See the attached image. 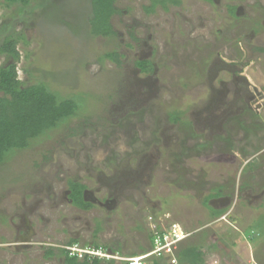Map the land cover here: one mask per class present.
Listing matches in <instances>:
<instances>
[{"label": "rangeland", "instance_id": "obj_1", "mask_svg": "<svg viewBox=\"0 0 264 264\" xmlns=\"http://www.w3.org/2000/svg\"><path fill=\"white\" fill-rule=\"evenodd\" d=\"M31 2L20 13L0 0V34L20 36L19 78L86 100L67 126L0 165V264H65L70 239L100 244L101 264H128L174 222L187 237L147 264H181L187 244L206 251L205 264H264V0L150 12L151 0H118L111 37L90 33L91 0ZM113 50L120 64L103 57ZM11 61L0 54V67ZM71 179L106 203L76 208Z\"/></svg>", "mask_w": 264, "mask_h": 264}, {"label": "trees", "instance_id": "obj_2", "mask_svg": "<svg viewBox=\"0 0 264 264\" xmlns=\"http://www.w3.org/2000/svg\"><path fill=\"white\" fill-rule=\"evenodd\" d=\"M4 1L7 6H18L20 13L32 6V0ZM116 1L118 0H91V12L88 20L90 33L93 36L111 37L116 35V30L111 22L112 17L120 12L115 4ZM151 2V5L146 7L149 12L153 11L158 4L167 7L168 3L178 5L180 0H151ZM235 10V6H230L232 14L235 13ZM22 17L23 15H20V18ZM11 32L0 34V54H5L12 60L7 65L0 67V92H2L0 96V165L4 164L16 151L27 149L42 136L61 126H67L69 121L84 111V101L86 100V97L82 95L61 97L45 82L25 84L19 78L18 73V63L21 60V53L18 49L20 36L8 34ZM120 56L117 50H113L106 52L103 57L120 64ZM136 64L143 72L153 71V64L148 59L138 60ZM181 116V111L169 113V119L174 123L180 122ZM80 132V130L72 128V133ZM68 185L69 197L75 206L83 210H89L94 206L83 196L85 185L72 179L69 180ZM218 195H220L219 192L210 193L203 203L209 206V201ZM211 209L216 217L226 211L214 207ZM152 236L153 240L154 235ZM74 242L76 239H71L68 245H72ZM92 246L96 249L101 247L96 242L92 243ZM60 252L64 257L65 264H101L102 262V258L99 256L86 255L82 259L76 255L72 256L65 247L60 248ZM53 255H55L53 248L47 249L45 256L52 257ZM205 256L206 251L197 244L183 245L177 252L181 264H205ZM113 262L114 260H111L109 264ZM151 262L152 264H161L160 260L156 259Z\"/></svg>", "mask_w": 264, "mask_h": 264}, {"label": "built area", "instance_id": "obj_3", "mask_svg": "<svg viewBox=\"0 0 264 264\" xmlns=\"http://www.w3.org/2000/svg\"><path fill=\"white\" fill-rule=\"evenodd\" d=\"M187 237V234L184 232V230L181 228V226L174 222L171 224L167 229L160 231L158 229L154 234L153 239V249L145 254H139L136 256H130L126 259L128 261V264H147L145 259L150 257L151 255H156V257H161L166 250L167 252L172 250L174 247L177 246V244L185 239ZM65 248L69 251V254L74 256H78V258L82 259L86 255L90 256H99V257H105L109 256V254L103 252L102 248H83L78 246H72L67 245ZM155 253V254H154ZM114 256L112 255V258ZM116 258L118 256H115Z\"/></svg>", "mask_w": 264, "mask_h": 264}, {"label": "flooded vegetation", "instance_id": "obj_4", "mask_svg": "<svg viewBox=\"0 0 264 264\" xmlns=\"http://www.w3.org/2000/svg\"><path fill=\"white\" fill-rule=\"evenodd\" d=\"M230 6H232V5H230ZM230 6H229V10H230ZM237 8V7H236ZM236 14V12L234 13V15ZM74 181H79L81 184H83V185H85V189L83 190V196H84V198L86 199V200H88V201H90L91 203H93V205L95 206V205H100L101 204V202L103 201V202H105L106 203V200H104L103 198L102 199H100V198H98V197H92V195H91V191H90V189L88 188V183H86V182H83V181H80V180H74ZM68 192V190H66V193ZM69 192H70V189H69ZM66 198H68V199H70L69 197H68V195H66ZM72 201V199H70V202ZM73 202V201H72ZM93 206V207H94ZM76 208H78L77 206H75ZM79 209H81V208H79ZM81 210H83V209H81ZM31 229H33V227L31 226V225H29V230H31ZM71 240V239H70ZM70 240H69V242H70ZM69 242H67V243H69Z\"/></svg>", "mask_w": 264, "mask_h": 264}]
</instances>
